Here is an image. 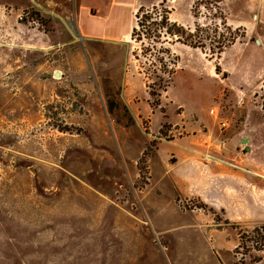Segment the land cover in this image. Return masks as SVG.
<instances>
[{
	"label": "rangeland",
	"instance_id": "obj_1",
	"mask_svg": "<svg viewBox=\"0 0 264 264\" xmlns=\"http://www.w3.org/2000/svg\"><path fill=\"white\" fill-rule=\"evenodd\" d=\"M162 1L185 27L215 21V0H0V264H221L219 253L235 264L264 255L247 238L240 245L257 225L176 194L167 172L176 144H158L160 127L171 141L167 122L197 115L221 138L235 130L233 151H245L240 127L258 125L253 153L264 154V46L252 36L264 27V0H224L228 24L241 21L245 36L220 56L157 44L177 56L159 93L146 77L155 55L132 29L141 6ZM86 5L99 16L94 31L116 15L129 38L80 34L74 12ZM213 135L211 147L229 149Z\"/></svg>",
	"mask_w": 264,
	"mask_h": 264
},
{
	"label": "crops",
	"instance_id": "obj_2",
	"mask_svg": "<svg viewBox=\"0 0 264 264\" xmlns=\"http://www.w3.org/2000/svg\"><path fill=\"white\" fill-rule=\"evenodd\" d=\"M252 2L256 1L252 0ZM256 16L257 14L253 15V17ZM74 17L79 33L88 38L94 37L117 41L125 36L128 31L126 27L117 26L115 23L116 15H107L103 21L114 22L113 25L104 23V26L98 29L99 31H94L91 24L98 23L96 19L99 16L93 15L87 5L82 9L75 10ZM230 23L232 26L234 25L233 27L242 26L240 25L241 21L234 22L230 20ZM254 35L257 36L258 43L264 46V27L253 33L252 36ZM246 45H249V42H246ZM173 47H175V44ZM235 47H237V43L227 47L225 51ZM249 64L252 63L249 62ZM263 66L258 71L259 76L264 73ZM130 107H132L131 104ZM131 109L139 120L144 117L143 114L136 113L133 107ZM150 122L151 120L149 121V129L151 127ZM167 123L170 124L168 132L174 133V137L176 134L177 137L171 141L165 140L160 127L158 132L160 141H158V144L164 142H175L176 144L170 156L177 157V160L170 164L167 171L176 194L184 198L196 197L201 199L210 209L222 212L224 219L228 222L245 226L264 224V168H258L259 162L264 163V154L253 153L256 146V133L254 130L257 129L258 125L251 123L240 127L245 133L244 136L239 138L240 142L245 143L244 139H248L243 147L245 151L240 152L233 151L230 148V146L234 147L236 145L234 140L235 130H230L221 138L219 134L214 132L218 126L213 121L204 120L196 115L193 121L180 120ZM177 125L179 127H176ZM219 129H222V127L220 126ZM185 133H191V135H185ZM213 133V143L223 142L229 146L228 150L218 151L216 148L211 147L210 143L212 141L210 138ZM248 146L250 150H247ZM207 153L211 155L209 156L210 159L205 158ZM219 255L221 258L220 263L226 264L220 253ZM237 261L235 264H264V255L259 257L258 260ZM247 261H250V263H247Z\"/></svg>",
	"mask_w": 264,
	"mask_h": 264
},
{
	"label": "trees",
	"instance_id": "obj_3",
	"mask_svg": "<svg viewBox=\"0 0 264 264\" xmlns=\"http://www.w3.org/2000/svg\"><path fill=\"white\" fill-rule=\"evenodd\" d=\"M223 2L224 0H215L213 3L214 23L200 24L196 22L194 27H185L177 21H172L171 11L164 8L163 1L150 7L141 6L138 9L136 24L132 29V38L141 43L142 52L145 55L148 53L155 55L154 62L152 60L147 68L146 77L150 80L148 87H152V81H158L159 93L166 91L176 71L174 67L177 64V56H174L171 47L161 46L158 49L157 44L170 41L173 44L175 41H179L194 48L210 51L213 56H220L227 47L245 36L243 28H233L228 24L227 16L221 7ZM154 51L156 54H153ZM218 66L217 70H219ZM149 93L150 96L159 94L151 90ZM151 103L153 107L158 105L155 102ZM245 238L247 241L256 242L257 245L261 244L257 248L264 251V224L257 225L250 234L241 233L240 245Z\"/></svg>",
	"mask_w": 264,
	"mask_h": 264
},
{
	"label": "built area",
	"instance_id": "obj_4",
	"mask_svg": "<svg viewBox=\"0 0 264 264\" xmlns=\"http://www.w3.org/2000/svg\"><path fill=\"white\" fill-rule=\"evenodd\" d=\"M211 113H214V109H211ZM220 125H221L222 128H227L229 124H228L227 120L226 121L223 120V121L220 122Z\"/></svg>",
	"mask_w": 264,
	"mask_h": 264
},
{
	"label": "water",
	"instance_id": "obj_5",
	"mask_svg": "<svg viewBox=\"0 0 264 264\" xmlns=\"http://www.w3.org/2000/svg\"><path fill=\"white\" fill-rule=\"evenodd\" d=\"M125 38H126V39H128V38H129V37H128V34H126V35H125ZM244 142H245V143H246V142H248V139H247V138H245V139H244ZM247 150H250V147H249V146L247 147Z\"/></svg>",
	"mask_w": 264,
	"mask_h": 264
}]
</instances>
